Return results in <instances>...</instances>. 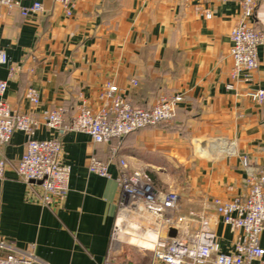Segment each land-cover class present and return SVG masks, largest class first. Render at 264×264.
Listing matches in <instances>:
<instances>
[{"label": "crops", "instance_id": "1", "mask_svg": "<svg viewBox=\"0 0 264 264\" xmlns=\"http://www.w3.org/2000/svg\"><path fill=\"white\" fill-rule=\"evenodd\" d=\"M15 1L19 7L5 12L0 25V52L10 61L0 65V80L8 81L4 99L13 111L38 123L36 139L57 136L46 112L63 108L69 125L83 103L102 108L108 85L139 108L177 94L184 101L171 122L108 144L82 133L61 136L70 190L51 207L39 203L41 184L17 176L28 135L15 132L3 148L0 238L41 264H103L122 201L119 159H125L148 170L159 190L180 196L178 215L207 218L229 252L238 233L222 223L213 201L247 193L244 158L264 171V104L251 96L264 89V45L258 68L233 78L231 34L243 15L240 0H75L71 16L54 0ZM36 3L43 11L23 17L21 8ZM249 24L264 29V0ZM30 89L40 95L38 106L27 98ZM93 157L109 163V177L89 171ZM260 242L264 249V233ZM128 252L120 248L117 261L138 264ZM138 254L152 264L150 252Z\"/></svg>", "mask_w": 264, "mask_h": 264}, {"label": "built area", "instance_id": "2", "mask_svg": "<svg viewBox=\"0 0 264 264\" xmlns=\"http://www.w3.org/2000/svg\"><path fill=\"white\" fill-rule=\"evenodd\" d=\"M54 1L62 5L68 16L72 15L75 0ZM260 1L240 0L243 15L231 34L233 78L236 80L244 73L249 75L259 66L258 49L264 45V29H254L249 21L254 17ZM17 7L19 3L15 0H0V25L5 12H12ZM41 11L43 6L40 3L21 8L23 17ZM0 65L10 66L4 51L0 52ZM14 71L11 67V73ZM246 80L250 81V78ZM7 89L8 81L0 80V179L4 178L7 167L3 148L10 143L15 132H25L28 135L27 150L17 168V176L27 184H41L43 195L39 203L43 207H51L55 199H65L70 190L71 168L62 162L61 136L67 132L82 133L95 144H108L145 128L171 122L176 117L178 106L184 101V96L177 94L160 98L150 109L139 108L128 101L117 86L108 85L102 95L105 100L102 108L97 111L83 103L69 125L66 124L63 108L46 112V126L57 132V136L38 140L35 138L38 123L27 114L13 111L4 99ZM251 96L264 104V89L251 93ZM27 98L35 106L40 104V95L35 89L27 92ZM113 152L116 153V149ZM119 165L118 183L122 201L110 250L103 264H129L117 261V251L124 247V243L128 244L119 240L120 233L144 239L150 231L156 232V239L151 242V248L141 250L150 251L152 264H264V249L260 242L264 233V171L253 167L248 158L243 159L247 193L229 201H213L216 215L222 223L238 233L229 252L222 250L207 218L194 212L178 215L180 196L176 192L159 190L148 170L135 168L125 159H119ZM89 171L109 177V163L93 157ZM133 217L140 219L141 224L138 229H133L135 235L128 232L129 220ZM172 229L177 231L175 236H170ZM0 264L41 263L33 256L17 253L0 238Z\"/></svg>", "mask_w": 264, "mask_h": 264}, {"label": "bare ground", "instance_id": "3", "mask_svg": "<svg viewBox=\"0 0 264 264\" xmlns=\"http://www.w3.org/2000/svg\"><path fill=\"white\" fill-rule=\"evenodd\" d=\"M139 220L140 219H138L137 217L136 218L133 217V219L129 220L130 228H129V230L127 229L128 232H130L133 235H135L133 229L136 230V229L139 228V226L141 225V224H139L140 223ZM145 220H148V219L145 218ZM155 233L156 232H154V231L148 232L145 235L144 239L140 238V236L137 238L136 237L137 235H135L133 237H128L126 234L120 233L118 238L122 242L123 241H127L128 244H130L131 246L140 247L142 249L143 248L149 249L152 246L151 242L156 239V234Z\"/></svg>", "mask_w": 264, "mask_h": 264}, {"label": "rangeland", "instance_id": "4", "mask_svg": "<svg viewBox=\"0 0 264 264\" xmlns=\"http://www.w3.org/2000/svg\"><path fill=\"white\" fill-rule=\"evenodd\" d=\"M127 242V241H126ZM124 247L126 250H129V252L126 254L127 257H129L130 259H132L133 261H136L138 264H140V262L142 264H144L143 261H140L142 260V255H139L138 253L139 252H144V253H149L150 251H144V250H141V248H138V247H135V246H131V245H128L127 243H124ZM147 256V255H146ZM141 257V258H140ZM144 258H147L145 256H143Z\"/></svg>", "mask_w": 264, "mask_h": 264}, {"label": "water", "instance_id": "5", "mask_svg": "<svg viewBox=\"0 0 264 264\" xmlns=\"http://www.w3.org/2000/svg\"><path fill=\"white\" fill-rule=\"evenodd\" d=\"M177 234V231L172 229L171 232H170V236H175Z\"/></svg>", "mask_w": 264, "mask_h": 264}]
</instances>
